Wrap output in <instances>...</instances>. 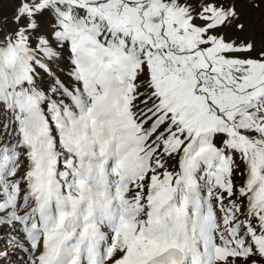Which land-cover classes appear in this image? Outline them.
Instances as JSON below:
<instances>
[{"label":"snow or ice","instance_id":"snow-or-ice-1","mask_svg":"<svg viewBox=\"0 0 264 264\" xmlns=\"http://www.w3.org/2000/svg\"><path fill=\"white\" fill-rule=\"evenodd\" d=\"M0 264H264V0H0Z\"/></svg>","mask_w":264,"mask_h":264}]
</instances>
